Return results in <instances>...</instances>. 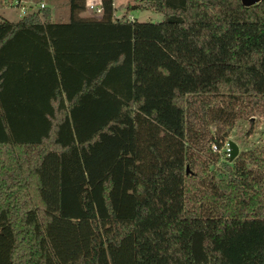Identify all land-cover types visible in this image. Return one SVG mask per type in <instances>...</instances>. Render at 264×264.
<instances>
[{
    "label": "trees",
    "instance_id": "1",
    "mask_svg": "<svg viewBox=\"0 0 264 264\" xmlns=\"http://www.w3.org/2000/svg\"><path fill=\"white\" fill-rule=\"evenodd\" d=\"M99 1L0 17V264H264V0Z\"/></svg>",
    "mask_w": 264,
    "mask_h": 264
},
{
    "label": "rangeland",
    "instance_id": "2",
    "mask_svg": "<svg viewBox=\"0 0 264 264\" xmlns=\"http://www.w3.org/2000/svg\"><path fill=\"white\" fill-rule=\"evenodd\" d=\"M39 0H27L25 3L29 4L26 6V12L34 10V2ZM43 1L44 6L48 9L49 19L52 21H64L67 17L66 0H40ZM131 0H112L114 5L113 14L118 16L122 11L125 3H130ZM24 3V4H25ZM132 15L135 20H149L155 21L160 19V14L151 10L150 6L144 2L140 3V6L136 9H132L128 12ZM82 15H91L90 12L84 9L81 12ZM20 11L17 7L7 5L6 2L0 6V17L8 20H14L19 17ZM249 119L239 118L237 119L235 125L228 131L227 135L220 141L219 145L212 152L218 154V160L214 162L215 166L222 167L227 158H225L222 152V146L227 142L228 139L233 140L238 147L237 152L241 149H246L249 147L259 145L264 139V118L258 115H251ZM250 121L253 123L252 131L248 135H244L246 128L248 127Z\"/></svg>",
    "mask_w": 264,
    "mask_h": 264
},
{
    "label": "built area",
    "instance_id": "3",
    "mask_svg": "<svg viewBox=\"0 0 264 264\" xmlns=\"http://www.w3.org/2000/svg\"><path fill=\"white\" fill-rule=\"evenodd\" d=\"M27 0H7V5L17 7L20 11V15L26 12V6L29 4L25 3ZM25 3V4H24ZM34 8H41L44 6L43 1L34 2ZM84 9L88 10L92 16H97L100 13V1L99 0H83ZM19 15V16H20ZM125 19L131 21L133 19L131 14H126ZM213 150L216 148V144H211ZM222 152L224 155L229 154V146L227 142L222 146Z\"/></svg>",
    "mask_w": 264,
    "mask_h": 264
},
{
    "label": "water",
    "instance_id": "4",
    "mask_svg": "<svg viewBox=\"0 0 264 264\" xmlns=\"http://www.w3.org/2000/svg\"><path fill=\"white\" fill-rule=\"evenodd\" d=\"M256 1H258V0H241V2L244 5H250V4L255 3ZM227 144L229 146V154H228V156H229V159H231L237 154L238 147H237V144L231 139L227 140Z\"/></svg>",
    "mask_w": 264,
    "mask_h": 264
},
{
    "label": "crops",
    "instance_id": "5",
    "mask_svg": "<svg viewBox=\"0 0 264 264\" xmlns=\"http://www.w3.org/2000/svg\"><path fill=\"white\" fill-rule=\"evenodd\" d=\"M112 5H113V3H112ZM113 7H114V5H113ZM113 11H114V9H113ZM129 14V13H128Z\"/></svg>",
    "mask_w": 264,
    "mask_h": 264
}]
</instances>
